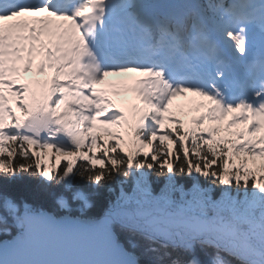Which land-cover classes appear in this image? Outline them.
Segmentation results:
<instances>
[{
	"label": "snow or ice",
	"instance_id": "snow-or-ice-1",
	"mask_svg": "<svg viewBox=\"0 0 264 264\" xmlns=\"http://www.w3.org/2000/svg\"><path fill=\"white\" fill-rule=\"evenodd\" d=\"M38 56L50 81L17 86ZM129 73L141 78L111 87L136 94L130 116L110 111L95 87ZM176 98L204 111L195 127L168 115L176 127L158 136ZM97 132L109 139L100 144ZM260 133L264 0H0V233L11 236L0 264H141L139 241L151 264H264ZM165 137L178 146L172 162L158 147L137 159ZM33 145L66 163L53 173ZM24 176L69 213L92 208L100 189L113 193V181L120 193L96 219H57L8 194Z\"/></svg>",
	"mask_w": 264,
	"mask_h": 264
},
{
	"label": "trees",
	"instance_id": "trees-1",
	"mask_svg": "<svg viewBox=\"0 0 264 264\" xmlns=\"http://www.w3.org/2000/svg\"><path fill=\"white\" fill-rule=\"evenodd\" d=\"M178 149V147H177ZM160 151V150H159ZM161 156L158 157L163 159L162 151H160ZM176 155V154H175ZM174 155V157H175ZM173 157V159H174ZM169 162H172L169 160ZM180 184L184 185V187L188 186L190 181L187 180H180ZM202 185L204 182L201 181ZM78 187H86L85 182L80 181L79 178L76 181ZM112 188L115 190L114 192L118 191V180L112 182ZM162 186V185H161ZM113 192V193H114ZM113 193H109L107 188L100 189L98 194L93 198V207L85 210L84 213L80 214L84 217H97L102 214L103 206H106L107 202L113 196ZM8 194L14 198L17 202L22 200L27 201L30 203L34 208H44L50 210L52 212H58V207L54 204V201L51 197L44 194L40 181L36 178L24 176L22 179L11 182L9 185ZM214 195H218V189L214 190ZM78 208V205H73L74 214H79L75 209ZM137 255L140 257L141 264H151L154 260V255L152 253L143 252V248H138L136 250Z\"/></svg>",
	"mask_w": 264,
	"mask_h": 264
},
{
	"label": "rangeland",
	"instance_id": "rangeland-1",
	"mask_svg": "<svg viewBox=\"0 0 264 264\" xmlns=\"http://www.w3.org/2000/svg\"><path fill=\"white\" fill-rule=\"evenodd\" d=\"M35 81H36V79H33V82H35ZM12 99H13L15 102H14V104H10V105L13 106L16 110L19 109V108L17 107L16 98H15L14 96H11V100H12ZM131 99H132V98H128V101H130ZM133 105H134V104H133ZM133 105H132V106H133ZM132 106L130 107L131 109H132ZM203 111H204V109H201L199 112L194 111V115H195V116H199ZM145 149H148V147L145 148ZM52 154H53L52 150H50V149H45L44 152L42 153L41 158L44 157L45 159H48V158L50 157V155H52Z\"/></svg>",
	"mask_w": 264,
	"mask_h": 264
},
{
	"label": "bare ground",
	"instance_id": "bare-ground-1",
	"mask_svg": "<svg viewBox=\"0 0 264 264\" xmlns=\"http://www.w3.org/2000/svg\"><path fill=\"white\" fill-rule=\"evenodd\" d=\"M25 75H26V79L28 80V81H30V73L28 72V73H24ZM22 78H24V77H22ZM121 82H123L124 83V81H122L121 79H118V80H116V84H119V83H121ZM17 85H19V83L17 82ZM34 89L35 90H37V88H36V86H34Z\"/></svg>",
	"mask_w": 264,
	"mask_h": 264
}]
</instances>
